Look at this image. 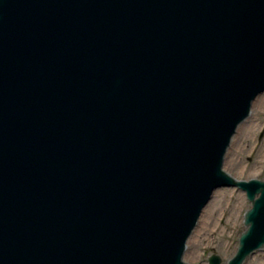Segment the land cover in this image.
Instances as JSON below:
<instances>
[{
    "label": "water",
    "instance_id": "obj_1",
    "mask_svg": "<svg viewBox=\"0 0 264 264\" xmlns=\"http://www.w3.org/2000/svg\"><path fill=\"white\" fill-rule=\"evenodd\" d=\"M264 93V0H0V264H188ZM210 264H221L212 255Z\"/></svg>",
    "mask_w": 264,
    "mask_h": 264
},
{
    "label": "rangeland",
    "instance_id": "obj_2",
    "mask_svg": "<svg viewBox=\"0 0 264 264\" xmlns=\"http://www.w3.org/2000/svg\"><path fill=\"white\" fill-rule=\"evenodd\" d=\"M245 125H250V131L245 144L239 146L237 138ZM224 170L240 181L264 180V93L254 103L251 116L238 128ZM250 208L245 193L238 188L217 190L188 243L185 261L206 264L208 257L215 255L222 259L221 264H227L246 230L244 216ZM245 264H264V253L255 252Z\"/></svg>",
    "mask_w": 264,
    "mask_h": 264
},
{
    "label": "bare ground",
    "instance_id": "obj_3",
    "mask_svg": "<svg viewBox=\"0 0 264 264\" xmlns=\"http://www.w3.org/2000/svg\"><path fill=\"white\" fill-rule=\"evenodd\" d=\"M255 102H256V101H255ZM261 103H262V102H261V100H260V104H261ZM249 131H250V125H245L244 127H242L241 132H240V134H239V136H238V138H237V145H239V146H243V145L245 144V141H246L245 137L247 136V134L249 133ZM235 161H236V160H235ZM235 161H234V162H235ZM234 162H233V166H235ZM237 249H238V245L236 246V248H235V250H234V253L237 252Z\"/></svg>",
    "mask_w": 264,
    "mask_h": 264
},
{
    "label": "flooded vegetation",
    "instance_id": "obj_4",
    "mask_svg": "<svg viewBox=\"0 0 264 264\" xmlns=\"http://www.w3.org/2000/svg\"><path fill=\"white\" fill-rule=\"evenodd\" d=\"M260 251H262L263 253H264V249H262V250H260ZM206 256H209L207 253L205 254ZM209 258H210V256L208 257V259H207V262H205L206 264H210V262H209ZM245 264V263H244Z\"/></svg>",
    "mask_w": 264,
    "mask_h": 264
}]
</instances>
